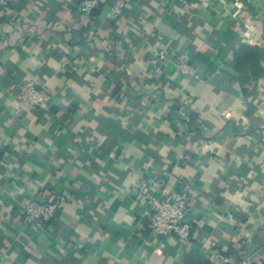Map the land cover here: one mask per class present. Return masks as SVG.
<instances>
[{
    "label": "crops",
    "instance_id": "obj_1",
    "mask_svg": "<svg viewBox=\"0 0 264 264\" xmlns=\"http://www.w3.org/2000/svg\"><path fill=\"white\" fill-rule=\"evenodd\" d=\"M79 3L0 0V264H264V73L246 95L233 65L246 42L264 68V0ZM28 80L48 108L18 106ZM165 172L166 192L192 186L187 245L146 226L139 179ZM57 195L51 227L25 224Z\"/></svg>",
    "mask_w": 264,
    "mask_h": 264
},
{
    "label": "built area",
    "instance_id": "obj_2",
    "mask_svg": "<svg viewBox=\"0 0 264 264\" xmlns=\"http://www.w3.org/2000/svg\"><path fill=\"white\" fill-rule=\"evenodd\" d=\"M4 4H14L20 0H1ZM129 0H116L111 15L119 16ZM101 0H80L78 11L84 15H90L100 6ZM166 53L159 51L156 65L151 72L152 79L159 83L164 75V61ZM176 72L188 75H196L194 65L186 59L176 61ZM18 106L26 109H43L50 105V95L34 81H25L17 94ZM168 173L148 179H139L138 186L143 187L139 195L143 196L149 206L146 215V226L154 237L158 235L175 237L182 245H187L196 239L189 218L192 213L190 198L191 183H181L178 190L166 192ZM65 201V197L57 195L53 199L40 201L32 199L24 207V222L36 231L51 227L53 221ZM214 256L222 264H252L250 257L235 259L219 250L213 251Z\"/></svg>",
    "mask_w": 264,
    "mask_h": 264
},
{
    "label": "trees",
    "instance_id": "obj_3",
    "mask_svg": "<svg viewBox=\"0 0 264 264\" xmlns=\"http://www.w3.org/2000/svg\"><path fill=\"white\" fill-rule=\"evenodd\" d=\"M96 11L97 9L93 13ZM262 57L263 51L259 47L246 42L239 43L234 49V69L246 95H250L257 88L258 80L264 73Z\"/></svg>",
    "mask_w": 264,
    "mask_h": 264
},
{
    "label": "water",
    "instance_id": "obj_4",
    "mask_svg": "<svg viewBox=\"0 0 264 264\" xmlns=\"http://www.w3.org/2000/svg\"><path fill=\"white\" fill-rule=\"evenodd\" d=\"M40 201H43V200H40ZM159 237H163L164 235H158Z\"/></svg>",
    "mask_w": 264,
    "mask_h": 264
}]
</instances>
